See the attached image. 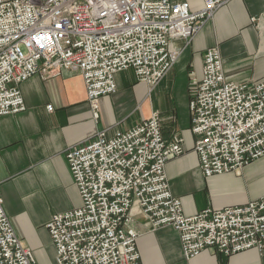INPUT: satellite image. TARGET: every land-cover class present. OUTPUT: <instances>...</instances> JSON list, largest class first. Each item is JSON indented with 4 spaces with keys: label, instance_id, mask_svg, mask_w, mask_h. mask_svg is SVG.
I'll return each instance as SVG.
<instances>
[{
    "label": "built area",
    "instance_id": "2783aa9c",
    "mask_svg": "<svg viewBox=\"0 0 264 264\" xmlns=\"http://www.w3.org/2000/svg\"><path fill=\"white\" fill-rule=\"evenodd\" d=\"M232 0H204L196 12L179 0H0V117L24 112L20 85L64 71L82 75L97 117L99 101L117 90L115 76L132 70L150 89L177 62L178 41L190 43ZM194 150L206 177L240 171L264 157V81L237 84L223 71L218 48L204 54L189 103ZM53 111V106H47ZM184 140L163 138L160 116L67 150L82 204L53 215L46 228L56 264H141L138 234L128 230L138 203L154 229L172 226L183 256L211 249L230 257L264 251V196L244 206L185 216L166 176L168 161L185 154ZM0 264H36L3 206Z\"/></svg>",
    "mask_w": 264,
    "mask_h": 264
},
{
    "label": "crops",
    "instance_id": "0c3cea01",
    "mask_svg": "<svg viewBox=\"0 0 264 264\" xmlns=\"http://www.w3.org/2000/svg\"><path fill=\"white\" fill-rule=\"evenodd\" d=\"M196 12L204 0H179ZM181 54L166 78L150 89L132 70L115 76L117 90L99 101L97 117L78 72L20 85L24 112L0 117V187L4 210L36 264H56V249L46 228L53 215L82 204L66 152L102 131L109 135L160 116L163 138L184 140L185 154L165 165L172 194L185 216L205 209L244 206L264 196V157L240 171L206 177L194 150L189 103L194 80L203 74L204 54L218 48L223 71L233 83L264 81V0H232L221 7L190 42L178 41ZM52 105L53 111L47 106ZM128 230L138 234L141 264H264V251L247 250L225 257L214 250L194 259L183 256L180 235L172 226L154 229L138 203L129 213Z\"/></svg>",
    "mask_w": 264,
    "mask_h": 264
}]
</instances>
